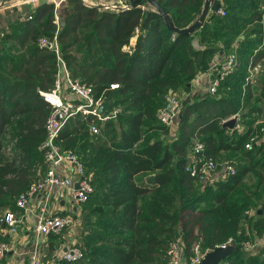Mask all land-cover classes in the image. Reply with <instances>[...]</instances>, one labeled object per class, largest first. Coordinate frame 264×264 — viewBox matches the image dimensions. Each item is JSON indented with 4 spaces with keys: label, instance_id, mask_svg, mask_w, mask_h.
<instances>
[{
    "label": "trees",
    "instance_id": "obj_1",
    "mask_svg": "<svg viewBox=\"0 0 264 264\" xmlns=\"http://www.w3.org/2000/svg\"><path fill=\"white\" fill-rule=\"evenodd\" d=\"M156 1L178 29L192 23L203 5V0ZM219 1L224 14H209L195 29L199 47H193L191 34L167 29L158 12L141 7L145 2L111 11L65 0L55 10L57 23L52 4L44 0L29 19L1 29L0 212L15 209L16 197L45 163L40 144L52 108L40 92L52 88L57 65L40 38L55 36L68 75L120 107L96 134L87 129L96 123L93 114L74 115L53 138L62 150L82 157L93 187L81 204L92 205L84 215L82 255L59 264H166L164 252L176 237L185 259L194 242L212 249L230 239L234 248L218 264H264V243L254 252L241 245L264 233V72L254 86L244 83L247 64L264 58L260 0ZM232 48L233 71L214 94L181 97L180 117L168 138L169 126L157 118L168 92H188L196 73ZM236 113L241 128H222ZM252 137L259 141L245 148ZM194 140L203 143L206 157L229 151L243 163L223 179L202 183L185 169Z\"/></svg>",
    "mask_w": 264,
    "mask_h": 264
},
{
    "label": "built area",
    "instance_id": "obj_2",
    "mask_svg": "<svg viewBox=\"0 0 264 264\" xmlns=\"http://www.w3.org/2000/svg\"><path fill=\"white\" fill-rule=\"evenodd\" d=\"M48 1L53 6L56 21L55 10L65 0ZM96 6L117 11L128 8L130 4L128 0H107L100 1ZM259 11L260 15L257 22L260 28L261 46L264 43V0L260 1ZM217 13L223 15L224 11L219 8ZM29 18L30 14H26L23 17V19ZM238 37L241 38L242 36L239 35ZM38 42L39 45L46 46L55 54L57 65L52 88L48 91L40 92L43 100L52 108V112L46 120V137L40 144V148L44 151L47 167L43 175L30 183L28 188L16 197L14 205L16 209L28 211L32 215L31 228L35 243L33 250L28 253L29 264H56L60 261H74L81 257L82 251L79 243L67 244L63 249L57 250L49 261L45 263L39 261V250L36 246L38 237L56 233L78 224V219L72 218L70 213L51 211L49 203L51 200H56L61 195H64L71 207L79 208L89 198L93 192V187L89 182L88 175L84 172L82 161L77 154L73 150H62L53 142V138L64 122L74 115L93 114L97 124L91 123L87 126V129L90 134H96L100 130V124L114 119L120 112V107L110 104L101 96L95 97L90 85L77 79H72L68 75L59 56L55 36H52L51 39L40 38ZM235 63L236 56L233 48L225 53L216 54L209 62L208 67L196 73L191 79L189 87L193 86L195 88L193 90L194 94H214L220 80L233 71ZM245 72L244 83L254 86L258 77L264 72V58L254 64H247ZM109 87L114 89L116 84H110ZM186 95H188V92L184 93V96ZM165 99L166 103L158 110L157 118L161 124L169 126L176 122L177 113L179 112V101L173 98L169 99L167 96ZM103 101L108 102L109 109L104 113L98 114L96 108ZM174 108H176L175 111ZM235 115L238 116L239 120L240 114L236 113ZM237 122L234 128L240 129L241 127ZM260 130H264V127H261ZM252 139L254 138H250V141L244 144L245 148L249 147ZM185 169L190 175L198 177L202 183H211L217 179H223L234 172L232 164H224L221 171L216 175L217 166L214 159L203 154V143L197 140L193 141L189 150ZM19 221L20 218L12 210H3L0 212V232L3 235L12 237L18 231ZM261 242L264 243V233L257 240L254 239L252 244L250 240H246L241 245L244 250L254 252L257 250L256 246H261ZM226 245H233L230 239L218 246L224 247ZM10 249V241L0 240V264H4L3 259ZM183 249L184 245L179 237L171 240L163 256L166 264H195L207 251L211 250L202 249L197 242H194L190 248V257L185 259Z\"/></svg>",
    "mask_w": 264,
    "mask_h": 264
},
{
    "label": "crops",
    "instance_id": "obj_3",
    "mask_svg": "<svg viewBox=\"0 0 264 264\" xmlns=\"http://www.w3.org/2000/svg\"><path fill=\"white\" fill-rule=\"evenodd\" d=\"M44 0H0V31L7 28L13 22L24 20L23 17L40 4ZM82 3L89 6H96L100 1L107 0H81ZM111 1V0H109ZM261 1V0H260ZM259 1V3H260ZM142 8L153 9L147 2L144 3ZM212 14L208 11L207 16ZM207 16L205 19H207ZM56 21L58 23V16L56 15ZM191 43L193 47H199L197 32L190 33ZM241 39L238 37L237 40ZM135 38L130 39V44H133ZM42 175L46 170V164L44 163ZM50 209L56 213H71L77 211L79 208L71 207L64 195H61L56 200H51L49 203ZM17 217L20 218L18 231L12 237L3 235L0 232L2 240L10 241L11 249L5 254L3 259L4 264H29L28 253L34 248V237L32 233V215L28 211H21L18 209L12 210ZM32 214V213H31ZM76 220V219H75ZM82 221H86L83 216ZM75 224L72 227L63 229L56 233H51L46 236L38 237L36 240L39 250V261L45 263L49 261L52 255L59 249H63L67 244L82 243L84 237H86L87 229L83 226V231L77 230ZM263 242L260 243L262 245ZM56 264H59L56 263Z\"/></svg>",
    "mask_w": 264,
    "mask_h": 264
},
{
    "label": "water",
    "instance_id": "obj_4",
    "mask_svg": "<svg viewBox=\"0 0 264 264\" xmlns=\"http://www.w3.org/2000/svg\"><path fill=\"white\" fill-rule=\"evenodd\" d=\"M130 6L139 5L142 2H147L149 5L153 7V9L158 12L162 18L163 23L165 24L166 28L174 33L179 34H190L195 31L198 27L201 26L203 21L205 20L208 11L211 13H217V10L220 7V1L219 0H203V5L201 8V11L197 18L190 23L188 26L184 28H176L173 26L172 21L169 17V15L164 11V9L157 3L156 0H128ZM189 84H187L188 86ZM109 109V104L106 101H103L100 103L97 108L96 112L98 114L104 113ZM176 108H174V111ZM177 117H180V112L177 113ZM238 120L237 115H233L230 118L222 121L221 127L225 128L226 130H230L234 127ZM259 212V210L257 211ZM234 246L233 245H226L224 247L216 246L212 248L211 250L207 251L204 256L195 264H218L219 261L223 260L227 255H229Z\"/></svg>",
    "mask_w": 264,
    "mask_h": 264
},
{
    "label": "rangeland",
    "instance_id": "obj_5",
    "mask_svg": "<svg viewBox=\"0 0 264 264\" xmlns=\"http://www.w3.org/2000/svg\"><path fill=\"white\" fill-rule=\"evenodd\" d=\"M189 86V85H188ZM195 88L192 86L190 87V90L188 91V95H191L193 94V90ZM184 93L182 90H177V91H170L168 92L167 94V98L169 99H176L177 101H179L181 99V97L184 96ZM197 93V92H196ZM262 107L264 109V103L262 104ZM96 120V118H95ZM95 123V122H94ZM96 123H97V120H96ZM115 125V124H114ZM240 125V124H239ZM103 127V123L100 124V128ZM241 127V125H240ZM169 134L167 135L168 138L172 137L173 135V132H174V129H175V123L172 124V125H169ZM264 137V135L261 136V138ZM260 138V139H261ZM255 142L257 143L259 140L257 139H254ZM7 145V144H6ZM5 145V147H6ZM7 148V147H6ZM8 155H10V152L7 153ZM80 158L82 159V157L80 156ZM214 162L217 166V172H216V175L217 173H219V171H221L222 167L224 164H232V165H239L240 163H243V159L241 157H239V155L233 153V152H221L215 159H214ZM43 168L44 166L42 167H38L36 170H35V174L34 176L32 177L30 183L34 182L36 179H38L42 174V171H43ZM245 181L248 182L249 180L247 178H245ZM29 183V184H30ZM91 203H87L85 205H80L79 206V209L75 212H71L70 215L72 218L74 219H78V224L76 225L78 228L77 230L79 231H83V226H85L84 224V221H82L83 219V216L85 215L86 211L91 207ZM10 210V209H9ZM258 211V210H257ZM254 211L253 209L249 212L250 215H253ZM254 239H258V237H254L253 239H249L251 244L253 243ZM260 239V238H259ZM246 241V240H245ZM252 248V247H251ZM257 248V246H256Z\"/></svg>",
    "mask_w": 264,
    "mask_h": 264
}]
</instances>
